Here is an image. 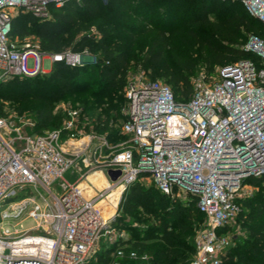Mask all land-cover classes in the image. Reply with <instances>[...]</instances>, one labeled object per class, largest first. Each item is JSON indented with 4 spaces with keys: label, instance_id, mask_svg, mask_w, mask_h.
<instances>
[{
    "label": "built area",
    "instance_id": "2783aa9c",
    "mask_svg": "<svg viewBox=\"0 0 264 264\" xmlns=\"http://www.w3.org/2000/svg\"><path fill=\"white\" fill-rule=\"evenodd\" d=\"M66 1L0 0V83L43 73V59L82 65L79 54L44 52L10 36L15 14L48 20L49 6ZM237 1L264 31V0ZM241 48L251 59L218 68L215 77H192L186 103L165 83L129 74L120 126L126 139L113 151L104 138L93 146V136L75 134L73 116L41 134L0 117V264H88L111 247L107 264H155L149 254L121 244L124 233L113 226L122 193L141 178L168 197L196 200L205 221L192 236L189 264H219L228 245L223 231L250 196L245 179L264 175V37L249 35ZM104 147L111 151L102 156ZM79 159L84 168L101 167L107 186L86 197L83 173L53 194V184ZM109 170L120 171L114 181Z\"/></svg>",
    "mask_w": 264,
    "mask_h": 264
},
{
    "label": "trees",
    "instance_id": "16d2710c",
    "mask_svg": "<svg viewBox=\"0 0 264 264\" xmlns=\"http://www.w3.org/2000/svg\"><path fill=\"white\" fill-rule=\"evenodd\" d=\"M49 12L44 21L18 13L11 20L10 36L34 35L41 51L69 50L87 60L80 66L53 63L49 71L23 78V93L43 104L35 109L37 134L61 124L50 102L74 95L87 110L107 106L101 130L111 125L106 137L113 138L112 124L125 120L124 88L131 69L148 71L151 80L162 79L175 100L186 103L198 69L207 77L216 68L251 59L241 46L249 35L264 37L261 23L237 0H68L59 8L50 5ZM20 80L2 82L0 90ZM245 182L259 189L240 201L247 235L236 240L219 264H264V175ZM119 207L118 230L126 228L130 234L121 244L149 254L155 264H189L194 254L189 239L205 221L195 199L182 202L136 180ZM139 208L137 217L133 212ZM123 213L134 224L122 222ZM112 250L102 249L88 264H107Z\"/></svg>",
    "mask_w": 264,
    "mask_h": 264
},
{
    "label": "rangeland",
    "instance_id": "374dc122",
    "mask_svg": "<svg viewBox=\"0 0 264 264\" xmlns=\"http://www.w3.org/2000/svg\"><path fill=\"white\" fill-rule=\"evenodd\" d=\"M17 14H15L14 17ZM17 40L19 42H21L22 44H28L30 47H35L36 45H38V40L35 38L34 35H26L22 39L18 38ZM80 59H81V63L84 60H87L86 58L84 60L82 58H80ZM26 64H27V67L30 69L32 66V59L28 58ZM51 67H52V64L47 59H43L42 71L47 72L50 70ZM203 71L204 70L201 68L198 69L195 72V75L193 77L200 75V74L205 75ZM148 73H149L148 71H143L140 68L130 70V74L142 75L146 78L151 79L148 76ZM216 73H217V68L211 75H208L207 77L208 78L215 77ZM16 78L21 79L20 80L21 83L14 84L12 86V88L6 87L5 89L0 90V117L7 118V119L17 123L18 125L19 124L24 125L22 127V130L24 132H27V131L28 132L29 131L34 132L35 109H37L38 107H41L43 104L41 101L36 102L35 99H32L23 93V91L26 89L25 84H24V82H26V81L23 79L25 77H16ZM156 80L164 82L160 78H156ZM3 95H5L6 98H1ZM50 103L53 107V112L55 113V115L61 116L62 120H61L60 126L67 119H69L70 116H73L74 125H75L74 126L75 134L79 135V133H81L85 137L90 136V135L93 136V138H92V145L93 146L99 145L101 142V139L104 138L106 140L107 144L109 146L113 147V149H112V151H113L114 148L118 144H120L121 142H123L126 139V137L121 134V130H120L121 121H118V123L115 125L112 124V128H113L114 133H115V137H113V138L108 139L106 137L108 129H111V125H108L104 131L101 130V129H103L102 126H103V122H104L105 116H106L105 112L108 111V110H106V108H107L106 105L87 110L75 100L74 95L61 96L59 99L51 101ZM122 111L124 113V108ZM110 115H112V111H109V116ZM110 118H111L110 122L111 121L113 122V117L110 116ZM50 129H54V128H50ZM45 130H47V129H45ZM79 137H81V136H79ZM110 151H111L110 148L108 149V148L104 147L101 151V154H102V156H105V155H108ZM77 162H79V163L71 166L67 171H65L62 174V178L58 179L53 184V186H52V193L53 194L59 195L61 193L60 183H63V182H66L69 184L75 183L80 178V174H83V173L84 174L81 177V183H82V185L84 184L86 187V190H85L86 197H88V198L94 197L95 195L100 193L107 186L109 180L106 177L105 172L103 171V169L101 167L94 164L93 166H90L88 168H84L82 166V164L80 163L81 162L80 159ZM78 169L80 171H78ZM138 181L146 187H149L152 185V183L150 182V180L148 178H141V179H138ZM258 190L259 189L257 187L250 186L249 190L246 191V194L252 195L254 192H256ZM125 191L121 195V198H120V201L118 204V209H120L119 206H120V203L123 199ZM23 196H24L23 192H20L19 197H23ZM37 198L38 197L34 196L35 200H37ZM180 199L182 200V202H184L187 200V197L184 195H181ZM108 200H110V198H108ZM48 201L52 202L53 199L49 196ZM26 207L29 208L30 205H27ZM141 209L142 208H139L138 210L134 211L133 213L136 214V212H139L141 215L142 214ZM107 211H108V208L106 206V207H104V212H107ZM117 214L120 215L119 210L117 211ZM138 214H136L137 217H138ZM241 217L242 216L240 214L237 215L236 219L234 221H232L227 226V228L223 231L226 234V236L228 237V245L226 248L228 251H230L231 248H233L237 245L236 244L237 239L245 238L247 235L246 228L243 226V224L241 222V219H242ZM115 220H116V218H115ZM21 222H22L21 224L23 227H28L31 224V222H29V220H26V219H24ZM122 222L126 223V225H128L129 223L134 224L133 217L128 216L124 213H123ZM141 223L145 224V221H142ZM5 224H3V225L5 226ZM201 225H199V227ZM113 226L116 229L119 228L115 221L113 222ZM198 228H196L195 230H197ZM121 231L124 233L125 239L130 238V234L126 228H124ZM189 243H190V245L192 244V238L189 239ZM231 251H232V249H231ZM170 259L171 260H169V262L174 263L175 259H173L172 257Z\"/></svg>",
    "mask_w": 264,
    "mask_h": 264
},
{
    "label": "water",
    "instance_id": "95a60500",
    "mask_svg": "<svg viewBox=\"0 0 264 264\" xmlns=\"http://www.w3.org/2000/svg\"><path fill=\"white\" fill-rule=\"evenodd\" d=\"M120 174L119 170H109L107 171V175L111 181H114Z\"/></svg>",
    "mask_w": 264,
    "mask_h": 264
},
{
    "label": "bare ground",
    "instance_id": "6f19581e",
    "mask_svg": "<svg viewBox=\"0 0 264 264\" xmlns=\"http://www.w3.org/2000/svg\"><path fill=\"white\" fill-rule=\"evenodd\" d=\"M84 185V184H83ZM106 216V213L104 214V217Z\"/></svg>",
    "mask_w": 264,
    "mask_h": 264
}]
</instances>
